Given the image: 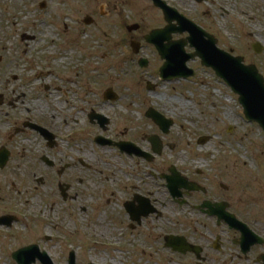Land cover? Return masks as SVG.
<instances>
[{"label": "rangeland", "instance_id": "374dc122", "mask_svg": "<svg viewBox=\"0 0 264 264\" xmlns=\"http://www.w3.org/2000/svg\"><path fill=\"white\" fill-rule=\"evenodd\" d=\"M149 1L0 0V55L4 57L0 81L3 77L4 81L20 75L22 79L16 83L19 88L25 78L44 73L47 84L70 88L69 95L73 99V92L83 94L85 88L98 91L113 86L120 91L130 89L124 90L128 93L142 88L145 110L153 106L174 121L165 139L174 147L167 146L164 157L174 161L180 169L188 168L192 176L199 179L209 190L205 199L231 200L233 188L225 191L221 185L244 184L246 175H250L251 186L261 185L264 190V132L258 124L247 120L238 95L212 68L203 66L197 58L189 63L196 74L188 80L157 81L156 76H148L155 71L157 59L151 44H146L140 54L150 65L140 67L130 46L131 37L143 39V33L149 34L153 28L165 24ZM42 2L46 3L45 8H41ZM167 4L215 35L220 48L228 52L236 48L233 54H245L246 62L252 61L264 76V54L249 57L247 52L252 56L254 53L250 48L245 50L248 40L243 31L251 29L254 37L249 41L261 40L264 44V0H219V14L213 16L203 13L211 9L210 3L200 5L193 0H168ZM86 16L95 20L93 26L84 24ZM133 24H140L142 28L130 33L127 27ZM235 24L242 30L236 45L233 43ZM24 34L35 35V39H24ZM9 61L12 68L7 65ZM69 77L74 80L73 84L68 83ZM148 82L159 83L155 93L146 91ZM27 84L33 88L39 86L38 82ZM94 96L90 93L86 97L89 103L98 101L99 98ZM124 100L128 101V98ZM74 105L75 109L65 107L54 115L62 118V122L76 116L83 119L85 116L80 109L87 110L90 106L77 100ZM113 111L105 110L112 115ZM121 113L133 127L135 124L131 121L139 116L132 111ZM115 114L118 115L117 110ZM60 122L53 121L54 126L61 128L60 135L65 134L59 144L63 156L57 155V159L73 162L72 157L77 151L89 152L91 159L88 162L93 169L89 173L69 170V174L61 176L52 168L43 170L41 167L36 172L31 166L35 164L33 160L37 153L56 154L57 148L50 151L40 139L27 143L20 137L14 141L13 151L22 154L25 148L26 154L15 156L9 166L0 168V215L14 212L19 220L12 230L0 227V264H18L13 254L33 244H38L53 264H69L71 252L76 254V264H183L165 245L171 232L187 234L191 223L193 234L196 233L204 245L206 239L214 240L219 233L215 221L193 207L170 205V196L161 182L157 195L161 201V217L145 220L136 231L128 229L121 202L128 197L125 188L129 190L130 186L123 188V185L139 180L131 172L135 170L130 165L131 160H127L129 165L121 168L123 159L117 151L103 149L93 141L82 142L78 140L80 137L70 140L74 125L70 122L67 130ZM150 123L147 119L139 121L138 131L145 136L155 133L156 128ZM88 126L97 133L98 128L87 121L80 124L82 130ZM132 137L129 132L128 138ZM202 137L209 139L200 143ZM140 142L148 148L146 142ZM146 166L152 168L145 163L139 175L145 180ZM235 176L239 177L237 183ZM64 182L72 185L70 195H78L77 198L63 199L60 184ZM112 216L120 222L121 233L106 237H120L123 245L119 247H113L115 241L107 240L95 228L99 218L108 220ZM151 247L153 260L148 253ZM34 264L43 263L37 260ZM185 264L194 262L187 260Z\"/></svg>", "mask_w": 264, "mask_h": 264}, {"label": "flooded vegetation", "instance_id": "af4514ba", "mask_svg": "<svg viewBox=\"0 0 264 264\" xmlns=\"http://www.w3.org/2000/svg\"><path fill=\"white\" fill-rule=\"evenodd\" d=\"M163 1L166 3L168 2V0ZM193 1L195 4L200 5L211 4V9L203 12L205 14H209L210 16L219 14V0ZM148 4L152 6V9L154 7L158 17L160 14L165 21L164 25L153 28L151 31L156 32L154 36L155 41L151 43V45L156 52L157 59H155V71L152 74L149 73L148 76H156L155 79L158 78L157 81H159L162 80L160 76L161 67L165 63V60L161 56L158 43V32L164 30L168 26V23L165 19L164 10L159 3L150 0ZM245 15L248 14L245 12ZM84 20L83 22L86 26H93V24H95V20L92 17L90 18L91 24L89 25H87ZM173 25L178 26V22L173 21ZM136 26L137 28L135 31L127 27L128 32L134 33L142 28L140 24ZM233 30V43L236 45L240 42L242 30L238 24H235ZM243 31L244 33L246 32L245 38L248 40L244 46L246 48L245 50L250 48L254 53V56H252L247 52L249 57L257 58L262 56L264 54L263 42L261 40L249 41L251 37H254L252 30L250 29L247 31L244 29ZM149 34L143 33V39L138 38V40L131 37L130 46L134 55L138 57L139 64L144 62V60H140L141 57H144L140 54L143 52L145 45L150 44L146 40ZM166 36L165 34V37ZM23 37L29 40L35 39V35L31 34H24ZM165 37L163 39V45L166 49L169 50L172 44L183 40L187 41V44L184 45L182 50L183 55L193 53V49L188 43L189 33H172L167 40ZM255 46L258 47V50L255 49ZM232 50L234 52L237 51L236 48ZM233 55L243 58L245 64H254L252 61H250L251 63L246 62L248 58L245 54L234 53ZM3 61L4 57L0 55V65L4 63ZM147 61L149 67L150 62L149 60ZM189 63L190 62H188V65ZM7 65L9 68H12L11 61L7 62ZM43 78L44 73H41V75L36 74L34 78H25L26 80L24 79L21 81V88H16V83L18 80L22 79L20 75L6 78L4 81L3 77L2 81H0L1 169L9 166L11 160L15 156L23 157L26 154L25 148L22 154H16L11 148L14 141L21 137L23 141L27 143L36 141L33 139H40L46 144V147L49 148L50 151L57 148V153H52L51 155H49V153L39 154L36 152L37 155L33 160L35 164L31 166L34 168V171L39 172L42 167L43 170L46 168L55 169L60 176L68 173L69 170L73 173H89V171L93 169L92 165L88 162L89 159H91L89 152L81 153L77 151L76 156L72 157L73 162L67 163L64 159H57V155L63 156L59 144L60 141L64 140L65 134L60 135L61 128L54 126L53 121H61V125L67 130L72 124L74 126L72 127L73 134H71L70 140H72V138L77 140V137H80L78 140L82 142L86 143L88 141H93L103 149L117 151L119 157L123 159L122 164H120L121 168L127 164L129 165L127 160H131L130 165L135 169L131 172L139 180H135L134 183H125L123 185V188L130 186L129 190L125 188L128 197L121 202L123 215L128 219L126 222L128 229L136 231L139 226L143 225L145 220H158L161 217L162 213L159 210L161 201L157 198V195L160 194L158 186L159 182H161L163 187L166 188V193L170 196L168 198L170 199V205L175 206L179 204L180 206L187 205L193 207L195 210L206 215L207 218H212L219 227V233L215 235L214 240L206 239L205 245L201 242V238L196 233H194L195 235L193 234L191 223L189 224V232H187V234L171 232L165 239V245L169 248L172 256L177 257L183 264H185L187 260L194 262V264H264V190L260 187L261 185L251 186L250 178L248 177L250 175H246L247 179L244 175L246 179L244 184H236L233 187L221 185L225 191H231L233 188L231 200L223 198H219L217 202L207 200L204 196L207 195L209 190L201 184L199 179L194 178L188 168L183 167V169H180L176 166L174 161H169L168 158L164 157L166 147L168 146L171 149L174 147L168 145L165 141L174 126V121L169 117L167 118L153 106H148L145 110L144 100L142 99L144 90L142 88H137L133 93L124 92V90L131 91L130 89L124 88L120 91L114 89L113 86L98 91L85 88L83 94L78 95L73 92L72 95L75 96L73 99L69 95V92L72 91L70 88H63L57 84H47ZM67 81L69 84L74 83L73 79L68 80L67 78ZM37 82L39 86L34 88L29 87L27 84L35 85ZM149 85H152V88H148ZM53 86L55 87L54 89L52 88ZM158 86L159 83L155 85L148 83L146 91L155 93ZM90 93L95 95L94 97L99 98L97 102L89 103L86 97H89ZM124 98H128V101H125ZM76 100L84 103L86 102L90 106L87 110L84 108L80 109L79 112L83 113L85 116L83 119L79 120L76 116V118H72L71 121L66 119L62 122V118L54 115L57 113L58 109L63 110L65 107L67 109H75L76 104L74 105V103ZM43 104H45V107H43ZM133 107L136 108L132 110ZM110 109L114 110L113 115L105 112V110ZM116 110L118 111V115L115 114ZM121 111H132L139 116L136 118L137 120L131 121L132 125L135 124L133 127L129 126L130 123L123 117ZM45 113L50 117V120ZM153 113H160L164 121H161V123L155 121L152 117ZM144 119L149 120V122H151L150 124L156 128L155 133L145 136L142 131H138L137 128L140 127L138 126L139 121H143ZM83 120L84 122L87 121L91 126H96L98 128L97 133L95 134L94 128L90 126L82 130L80 124ZM50 121L52 124L49 123ZM171 121H173V125L168 126V122ZM129 132L133 135L132 138H128ZM158 134H162L163 136ZM140 141L146 142L148 148L143 147ZM70 149L75 150V147H71ZM4 158L6 161L1 163V160ZM57 162L59 164H57ZM144 162L152 166V168L146 166L147 171L145 172L147 176L142 174L147 180L139 178L140 173L144 170ZM41 177L43 178V176ZM234 178H236L237 183V178L239 177L235 176ZM38 181L40 182L43 180L38 179ZM192 183H196L198 186L197 190L187 188V186H191ZM170 184L173 185V187H171ZM176 185H185L184 187L178 188V195L175 194ZM71 189L72 185L67 182L60 184V190L64 200H68L70 197H72L71 199L77 198L78 195H70ZM205 202L211 203L212 206L207 208L203 207ZM215 203H219V206ZM210 212H216V215H211ZM18 220L19 216L14 212L3 213L0 215V227L6 228V230H12V228L18 224ZM167 238H169L171 243H168Z\"/></svg>", "mask_w": 264, "mask_h": 264}, {"label": "water", "instance_id": "95a60500", "mask_svg": "<svg viewBox=\"0 0 264 264\" xmlns=\"http://www.w3.org/2000/svg\"><path fill=\"white\" fill-rule=\"evenodd\" d=\"M159 3L164 10L168 26L158 32V43L159 48L162 52L163 58L166 59L165 65L162 68V76L164 79H178L188 78L195 74L193 69L187 67V62L191 59L199 57L202 64L212 68L217 76L221 77L232 90L239 95V102L244 108V113L250 121L258 122L264 129V77L259 73L255 65H245L243 58L234 57L230 53L221 50L217 46V40L205 32L201 27L187 19L175 9L167 6L165 2L154 0ZM45 7V4H42ZM178 21V26L173 25V21ZM90 19H86V23H90ZM134 25L131 29H136ZM188 31L190 37L188 42L191 47L195 48V52L192 54L183 55L182 50L187 41H178L172 44L168 49L163 45V39L165 34L167 35L166 40L169 39L172 33H183ZM156 32H152L147 36L149 42H154V36ZM207 37V39H206ZM258 50V47L255 46ZM184 52V51H183ZM143 65H147L144 61ZM152 117L155 121L161 123L164 121L163 116L157 113H153ZM171 122H168V126ZM207 137L201 140L202 143L207 141ZM6 159H2L1 163L5 162ZM171 187L173 185L170 184ZM185 185H176L175 194H179L178 188L184 187ZM188 189L197 190L198 186L194 183L191 186H187ZM204 207H211L209 203H205ZM211 215L216 212H210ZM168 243H171L167 238ZM14 259L19 264H33L39 259L43 264H53L49 259L46 252H40L38 246H30L21 249L14 253ZM69 264H76V257L74 253H71L69 258ZM93 264V263H91Z\"/></svg>", "mask_w": 264, "mask_h": 264}, {"label": "bare ground", "instance_id": "6f19581e", "mask_svg": "<svg viewBox=\"0 0 264 264\" xmlns=\"http://www.w3.org/2000/svg\"><path fill=\"white\" fill-rule=\"evenodd\" d=\"M72 78L69 77L68 80H71ZM96 230H100V235L105 237L109 241H115L112 245L113 247H119L123 245L121 242L120 237H113L108 238L106 235H114V234H120L121 233V226L120 222L116 219V217L112 216L110 219L106 220V217L99 218L96 221L95 225ZM109 247V246H108ZM149 256L153 260V247H151V251L148 252Z\"/></svg>", "mask_w": 264, "mask_h": 264}]
</instances>
